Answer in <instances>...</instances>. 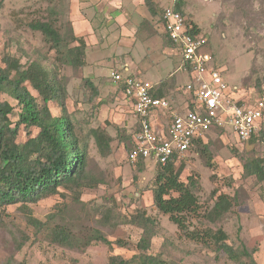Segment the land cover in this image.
<instances>
[{"label": "rangeland", "instance_id": "rangeland-1", "mask_svg": "<svg viewBox=\"0 0 264 264\" xmlns=\"http://www.w3.org/2000/svg\"><path fill=\"white\" fill-rule=\"evenodd\" d=\"M176 1L156 0L163 9L174 6ZM182 2L184 17L207 38L206 50L213 55L224 80L238 86L237 96L253 99L259 86L264 84V0ZM77 8L82 10L79 4H71L70 8L69 0H2L0 59L4 53H9L22 64L39 58L50 67L54 51L44 44L42 34L29 29L27 24L49 17L63 32L71 22L70 9ZM135 15L139 20L146 15L147 20L140 24L133 37L121 36V28L111 21H93V25L104 23V30L95 28V34L103 33V36H82L86 44L83 65L58 66L59 75L66 80L64 105L67 112L77 129L89 135L88 168L97 179V185L82 189L79 201L74 199L71 190L61 188L59 193L28 203L26 208L20 203L8 206L3 215L5 219L0 223V264H107L111 254L129 259L138 253L136 243L142 230L128 220L138 211L158 219V231L151 239L148 252L158 254L165 264H241L215 249L214 244L205 245L190 239L167 215L158 213L151 194L158 164L147 158L140 170L139 164L127 160L135 119L130 101L122 94L120 86L110 80V71L119 69L123 75L162 82L163 93L172 98L177 107L186 99L181 90L188 79L184 71L177 69L181 55L162 34L159 15L152 16L146 8ZM125 63L130 65L127 72L121 69ZM86 80L94 84L97 93L87 87ZM2 98L15 104L5 94ZM50 107L54 112L59 110L54 103ZM91 130L110 137L105 153L98 148ZM25 134L21 130L19 140H24ZM254 136L239 142L230 125L212 130L204 139L209 145L207 153L195 146L178 157L177 165L183 164L182 180L191 175L197 181L199 211L185 215L188 230L204 233L221 228L234 248L245 245L249 251H254L255 263L264 264V179L245 177L243 169L249 159H260L264 164V124ZM219 194L228 195L232 207L217 221H208L203 216L204 211L213 205ZM28 216L50 224L67 223L79 235L99 229L108 240L122 239L128 244L120 247L113 243L108 247L93 241L83 248L50 244L44 238V228L38 230L27 221ZM242 261L250 263L248 258Z\"/></svg>", "mask_w": 264, "mask_h": 264}, {"label": "trees", "instance_id": "trees-1", "mask_svg": "<svg viewBox=\"0 0 264 264\" xmlns=\"http://www.w3.org/2000/svg\"><path fill=\"white\" fill-rule=\"evenodd\" d=\"M143 3L149 13L152 16L158 14L160 20L163 8H159L156 0H143ZM182 3V0H177L173 7L183 15ZM187 23L189 32H200L195 24ZM27 25L29 29L42 34L44 44L54 51L55 56L50 67L39 58L22 64L19 58L9 53H4L0 59V223L5 219V209L10 205L20 203L26 208L28 203L59 193L61 188L71 190L74 199L79 201L82 189L92 188L98 183L88 168L89 135L77 129L71 114L67 112L64 105L66 80L58 72L59 65L82 66L86 44L82 37L74 34L71 22L67 23V29L63 32L49 17L30 21ZM85 82L93 93H97L90 80ZM4 94L15 104L3 99ZM52 103L59 110L54 112L50 107ZM21 130L26 133L22 141L19 140ZM90 133L98 148L105 153L109 149L110 137L98 130H91ZM133 133L129 137L128 151L132 148ZM195 146L200 152L207 153L209 145L204 143V139H198ZM178 157L173 154L166 164L157 163L151 188L152 203L157 212L167 215L178 230L190 239L205 245L214 244L215 249L223 251L237 263L246 264L242 259L248 258L249 264H256L252 256L254 251H249L245 245L234 248L221 228L204 233L188 230L185 215L199 211L197 181L191 175L186 180L180 178L183 164L177 165ZM143 162L144 159L139 158L134 164H139L141 170ZM243 169L245 177L255 176L259 181L264 179V164L260 159L246 160ZM231 207L232 199L226 194H219L203 216L215 222ZM27 221L38 230L44 228V238L50 244L61 247L83 248L93 241L102 242L108 247L113 243L120 247L128 244L122 239L108 240L99 229L79 235L67 223L50 224L31 216ZM128 221L142 230L136 243L138 253L129 259L111 254L107 264H165L158 254L148 252L151 239L158 231V219L145 211H138Z\"/></svg>", "mask_w": 264, "mask_h": 264}, {"label": "built area", "instance_id": "built-area-1", "mask_svg": "<svg viewBox=\"0 0 264 264\" xmlns=\"http://www.w3.org/2000/svg\"><path fill=\"white\" fill-rule=\"evenodd\" d=\"M160 22L181 53V69L192 74L184 87L191 96L185 105L173 106L169 97L153 92V82L111 70L110 80L131 102L135 119L127 160L134 164L139 158H151L164 165L173 154H184L196 140L228 125L239 142L249 140L264 122V84L253 99L237 96L239 88L227 83L214 66L213 55L206 50L207 38L189 32L187 20L178 10L164 8Z\"/></svg>", "mask_w": 264, "mask_h": 264}, {"label": "crops", "instance_id": "crops-1", "mask_svg": "<svg viewBox=\"0 0 264 264\" xmlns=\"http://www.w3.org/2000/svg\"><path fill=\"white\" fill-rule=\"evenodd\" d=\"M69 2H70V8H71V4H79L82 7V10L80 11L78 8L76 10L70 9V15H69V20L72 23L74 34L78 37H82V36H84V38L88 36L102 37L103 33H101L100 35L95 34V28H102L104 30V23H103L104 20L111 21L116 27H120L121 36L133 37L135 35V32L138 30L140 24L143 21L147 20L146 15L142 16L140 20H139L140 17L135 15L137 11H143L144 8H146L144 6L143 0H69ZM116 12H119L121 15L119 17H116L114 15ZM137 15H139V13H137ZM141 15L143 14L141 13ZM95 20L103 21V22L101 25H96V24L93 25V21ZM162 34H164V30ZM165 38L168 44L174 46V48L180 53L177 46L172 44L171 41L166 36ZM214 63L215 62L213 59V64ZM181 64H182V58L180 64L177 66V69L184 71V74L188 76L187 81L184 83V87H185V85L192 80V74L187 70L181 69ZM214 66L216 67L215 64ZM121 67L123 71L127 72L129 71L130 65L129 63L128 64L125 63ZM153 83L155 85L153 92L156 94L158 93L164 94L161 88L162 82L161 83L153 82ZM181 91L183 95L186 97V99L182 100L180 104L185 105L188 102L191 94L186 92L184 88ZM238 93H240V89ZM255 95L256 94L254 93V96ZM170 99L172 102V98ZM172 105L174 106V102H172Z\"/></svg>", "mask_w": 264, "mask_h": 264}]
</instances>
